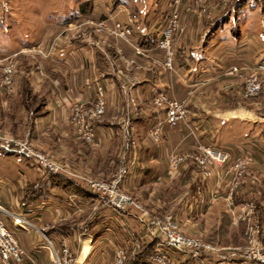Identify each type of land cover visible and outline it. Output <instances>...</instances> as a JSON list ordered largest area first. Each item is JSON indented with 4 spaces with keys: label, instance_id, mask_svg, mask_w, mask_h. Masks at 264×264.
Instances as JSON below:
<instances>
[{
    "label": "crops",
    "instance_id": "crops-1",
    "mask_svg": "<svg viewBox=\"0 0 264 264\" xmlns=\"http://www.w3.org/2000/svg\"><path fill=\"white\" fill-rule=\"evenodd\" d=\"M136 2L118 0L112 10L114 17L121 22L133 16L130 43H114L121 48V53L107 50L96 40L75 39L73 33L65 32L61 36L60 29L74 17L64 23L48 25L32 45L20 46L7 54L0 52V61L12 58L18 61L16 83L19 84L24 77L23 83L30 86L28 93L40 98V104L27 108L28 93L19 85L20 89L8 94L7 88L1 85L0 73V130L21 134L25 128L31 129L47 152L63 160L71 170L92 175H109L112 170L110 159L113 158V163L117 161L124 148L128 159L134 149L137 164L125 175L121 188L156 214L174 212L186 224V233L198 232L205 236V229L198 219L208 212L209 207L217 205L212 203L201 209V202H225V186L216 183L215 178H201L190 167L183 168L178 174H170L166 156L173 148L190 141L187 136L189 124L202 142L223 146L230 154L237 149L252 150L255 161L250 172L258 177L264 176V137L259 134L264 120L234 111L231 115L221 114L235 108L233 106H242L237 101L240 82L235 76L226 74L227 68L234 65L247 69L258 62L264 63V0H254L256 6L251 9L258 17L253 26L245 24L243 32L235 24L231 34H227L225 22L231 17L224 19L223 16L233 15L236 21L238 14L250 9L247 0L238 14L235 7L232 14L231 7L225 3L216 8L212 19L193 18L177 46L172 73L161 66L159 52L154 48L164 17L162 10L150 8L147 17L143 18ZM103 4L102 0H88L76 14L84 12L103 17L107 11ZM159 15L161 20L157 22ZM133 45L150 50L145 55L135 56ZM34 48L50 50L48 57L35 56L42 73L36 69L28 71L20 57L33 53ZM117 53L124 57L134 56L140 66L132 74V84L122 72H118L124 66ZM96 82L105 88L107 111L95 123L100 144L94 147L74 138L67 113L72 102L92 100ZM192 85L195 89L188 122L175 128L163 126L159 142H152L148 132L162 119L163 112L151 104V92L163 89L170 96H178ZM129 97L134 99L136 110L128 103ZM38 110L42 114L31 118L30 114ZM241 126L245 129H240ZM125 131L128 138L122 135ZM127 139H133L135 146ZM110 142L116 144L112 151L108 147ZM1 151L0 208L24 217L29 223L17 225L11 217H4L27 253L24 262L19 264H57L48 240L59 256L63 245L69 247L74 256L71 264H111L117 247L125 250L127 264H130L143 247L153 242L142 238L144 220L134 207L115 210L106 199L90 192L76 177L67 176L71 184L81 185L85 193H80L70 183L66 188L53 184L47 171L32 160ZM31 185L33 194L29 192L28 186L31 188ZM262 186L264 183L251 186L246 179L234 193V202L250 197L257 199ZM163 249L178 257L180 264H246L238 251L231 249L206 253L198 260L166 246ZM10 264L17 263L11 261Z\"/></svg>",
    "mask_w": 264,
    "mask_h": 264
},
{
    "label": "rangeland",
    "instance_id": "rangeland-1",
    "mask_svg": "<svg viewBox=\"0 0 264 264\" xmlns=\"http://www.w3.org/2000/svg\"><path fill=\"white\" fill-rule=\"evenodd\" d=\"M88 0H0V52L2 54H7L8 52L12 50H17L20 46L25 45H32L36 38L38 36H41L44 29L50 25L55 23H64L65 21L72 19L73 17H76V13L81 10V6L83 3H85ZM132 1L133 3L137 1V5L139 6V13L141 14V17L145 18L147 17L146 13L149 11V9H161L163 13V21L161 30L159 32V35L156 39V42L154 44V48L157 45L158 39L160 37V33L163 30L165 26L168 25L169 21V15L173 11L174 0H164L163 3L160 0L159 3H156V0H128ZM227 0H180V4L177 7L178 12V20H177V30L172 34L171 38V51H172V69L174 70L175 67V55L177 53V46L181 40V38L184 36L186 29L190 23V21L193 18H200V19H212L213 14L216 10V8L221 5L227 3V6L231 7L230 10L231 13H234V7L240 0H231L232 3L226 2ZM246 1V0H245ZM248 4L251 6L250 9H246L238 14L236 21L233 19V15L227 14L223 16V18H229L231 17L227 22H225L227 26V34H231V31L235 28V24L239 26V29L243 32V27L245 24L248 26H253L254 21L258 17L257 14L253 15L254 11L251 9L252 7H255L256 4L254 0H247ZM94 3V2H93ZM103 5L106 8V13L103 17H96L93 14H87L84 12L82 13L83 16L78 19V21H73L70 24L64 25L60 30V35L62 36L65 32L73 33L75 36V39L83 40V41H90V40H96L101 45H105L106 49L109 51H113L116 53L117 48L115 46V42L121 41L123 44L130 43V41L121 39L118 35L115 33H111L110 30L113 29V24L116 21H120L119 19H116L113 14L114 7L117 6L118 0H102ZM163 6V7H162ZM227 8V7H226ZM226 10V9H225ZM78 13V14H79ZM162 15V14H161ZM161 15L158 17L157 22L161 20ZM139 16V14H138ZM257 16V17H256ZM249 18V20L246 22V19ZM73 18V19H74ZM72 19V20H73ZM88 19L87 22L84 20ZM107 19L106 26L103 27L98 22ZM131 19V20H130ZM255 19V20H254ZM70 20V21H72ZM130 20V21H129ZM69 21V22H70ZM84 21V22H83ZM93 21V22H92ZM68 22V23H69ZM121 22V21H120ZM130 22L133 23V16H129L128 19L122 23ZM161 22V21H160ZM215 23V21H214ZM133 32V31H132ZM132 35V34H131ZM60 37V36H59ZM57 39V35L55 38ZM130 40V38H129ZM95 41V42H96ZM158 50L160 55V62L161 66L167 70L168 73H172L173 70H170L169 68L165 67L164 61H165V51L163 49H160L156 46L155 48ZM59 51H63L60 49ZM119 53V52H118ZM120 60L123 62V68L118 70V72H122L125 77L128 79V82L132 84L133 79V73L135 70H138L140 66L136 63L135 57H124V55L118 54ZM134 54V53H133ZM147 54V53H146ZM135 55V54H134ZM35 52L33 53H25L22 54L20 57L22 58V61L26 63L27 67L26 69H36L37 72H41L42 70H39L36 68L37 64V57H35ZM136 56V55H135ZM18 61L16 59H6L3 61H0V73L2 75L1 78V85L6 87L8 90V94H11L17 90V88L25 90L26 93L30 92V86L29 84H24L23 79L21 78L19 84L16 82V76L19 74L18 71ZM7 63H11L13 66V73H12V83L11 85H6L3 81L4 76V67ZM24 66V65H23ZM234 66V65H233ZM255 65H252L248 67L247 69H242L238 66H235L237 70L232 71L230 70L231 66H229L226 70V74H230L235 76L237 81L240 82V90H239V100L237 101L242 104V106H233L235 108L222 112L221 114L224 115H231V112H239L242 113L244 116L251 117L264 120V84L259 89V91L251 96L245 97L243 95V89L244 85L246 83L247 77L249 74L253 72V68ZM25 69V68H23ZM33 71V70H32ZM34 72V71H33ZM40 73V74H41ZM255 74H257L258 79H262L264 81V71H257ZM132 80V81H131ZM131 81V82H130ZM22 82V83H21ZM264 83V82H263ZM20 85V86H19ZM130 87V85H129ZM15 89V90H14ZM195 87L189 86L188 88H185L184 91H182L181 94H178V96H170L166 91V95L169 97H176V98H183L186 97V107L188 109L187 116L185 118V121L188 122V115L190 113V104L191 99L194 94ZM14 90V91H13ZM131 98L129 97L128 103L132 106L133 110H136V103L131 102ZM39 96L33 95L28 93L26 95V102L27 108L31 107V109L34 106H37V104H40ZM134 100V99H133ZM151 104L153 107L157 108L158 110H161L163 112L164 118V109L161 107L156 106L152 101V92L150 95ZM82 101H74V103H81ZM86 103V102H84ZM72 104H70V107H72ZM69 107V108H70ZM251 109V110H248ZM107 111V95H106V109L104 114L100 117L102 118ZM30 113V112H29ZM32 112L30 114L31 118L38 117L42 112L38 110L37 113ZM69 113V110H68ZM67 113V121L69 125L72 128V133L74 138L79 141L80 143H84L87 145H90L83 140L79 139L75 133L74 126L72 125V122L69 119V114ZM261 113V114H257ZM253 114V115H252ZM262 116L263 118L260 119ZM99 118V119H100ZM98 119V120H99ZM160 119V120H162ZM184 124V123H181ZM180 125V124H179ZM177 125V126H179ZM175 126V127H177ZM173 127V128H175ZM243 126H241L240 129H242ZM244 128V127H243ZM245 129V128H244ZM245 131V130H244ZM122 133V132H121ZM123 136L127 137L126 131L122 133ZM187 136L189 137L190 141L186 143L184 146L173 148L171 151L181 152L182 154L186 155L185 161L180 164L178 169L176 171H169L170 174H178L183 168L190 167L194 169L199 176L203 179H211L215 178L216 183H223L226 189L225 192V202H201V209L207 206H211L212 203L217 205V207H209L208 212L205 213L204 216H200L198 219L203 228L205 229V236L199 235L198 232L196 234H188L186 233V224L181 222L179 218L174 215V212L169 211L164 214H156L149 210V212L157 215V216H164L166 214L172 215L175 221H177L179 231H181L183 234H186L191 237H195L203 242L210 243L218 248H220V251H227L228 249H231L232 247H238L243 246L248 243V239L254 238L257 242L260 244H264V186H262L261 189L258 190V197L255 198H249L248 200L241 201V202H234L233 195L236 191H238V187L242 182H244L246 179H248L249 185H256V184H263L264 183V176L258 177L255 175H252L250 172V168L252 166V163L255 161V155L252 152V150H240L237 149V151L234 154H230L228 152L229 158L227 159V162L222 165H212L210 164L208 166V169H210L211 174L210 175H204L203 174V168L200 166V164L197 162L195 156L203 155V151L198 149V143L201 142L202 144H207L202 142L199 139V136L197 134H190L189 130L187 128ZM0 137H9L14 138L17 140H27V144L30 145L35 151H39L45 156L51 158L54 162H56L60 168L58 169V172L69 177L78 178L79 180L83 181L84 184L87 179H95V180H108L112 177L113 173L116 171L118 166L121 164V162L125 159L127 160V155L125 152L121 153L118 160L113 163L114 160L110 161L112 162V170L111 173L107 176L103 175H92L87 174L85 172H76L74 170H71L69 166L59 158L55 157L51 153L47 152L43 146L42 142H39L36 140V137L33 135V132L31 129L25 128L21 134H14L11 132L0 130ZM128 138V137H127ZM42 143V144H41ZM100 144V143H98ZM96 145H90V146H97ZM116 144L114 142H110L109 144V150L112 151L114 146ZM212 145V144H211ZM99 146V145H98ZM214 146V145H213ZM218 147V146H215ZM223 147V146H222ZM225 148V147H223ZM1 151V150H0ZM4 151H1L3 153ZM170 152V151H169ZM168 152V153H169ZM248 153L252 156L253 159L249 161L248 163H241L239 162L240 158L245 154ZM168 155V154H167ZM13 156H15L13 154ZM23 160V159H22ZM110 163V162H109ZM166 166L167 159H166ZM168 169V168H167ZM48 171V170H45ZM121 190H123L121 188ZM124 191V190H123ZM125 192V191H124ZM127 195H129L134 201L139 203L142 207L146 208L142 205L141 202L134 199L129 193L125 192ZM255 196H256V192ZM147 209V208H146ZM218 214V216L213 220V216ZM197 221V220H196ZM12 229V228H11ZM210 237H208V236ZM219 251V252H220ZM128 260V256H127ZM126 260V264H127ZM112 262H113V256H112ZM112 264V263H111Z\"/></svg>",
    "mask_w": 264,
    "mask_h": 264
},
{
    "label": "built area",
    "instance_id": "built-area-1",
    "mask_svg": "<svg viewBox=\"0 0 264 264\" xmlns=\"http://www.w3.org/2000/svg\"><path fill=\"white\" fill-rule=\"evenodd\" d=\"M173 11L169 15V23L161 31V35L157 42V47L165 51V67L172 69V51L171 38L172 34L177 30L178 12L177 7L180 4V0L173 1ZM83 16L82 13L76 15V17L70 21H78ZM131 20V19H130ZM129 20V21H130ZM85 22L88 19L84 20ZM83 21V22H84ZM107 19H103L98 23L103 27L106 26ZM93 22V21H92ZM111 33H115L121 39L129 41L132 34V23H122L116 21L113 24ZM155 46V48H156ZM117 52L121 53L120 47L116 48ZM150 48L140 45H133V53L135 55H145ZM35 55L42 57L50 56V50L45 51L42 48H34ZM36 68L41 70V64L37 60ZM230 70L235 71L237 68L231 66ZM264 71V63L258 62L253 68V72L247 77L246 83L243 89V95L245 97L256 94L264 84L262 79H258L257 71ZM3 81L6 85L12 83L13 66L11 63H7L4 67ZM153 103L164 109V118L154 124L148 132L150 140L154 143H158L163 126L175 127L181 123H186L185 118L187 116L188 109L186 107V97L176 98L169 97L163 89H155L152 91ZM131 102L134 100L131 98ZM106 109V91L102 84L95 83L94 96L92 100L84 103H74L69 108V119L74 126L77 137L90 145L98 144L99 138L95 127V123L104 114ZM136 109V108H135ZM187 128L190 134H195L193 129L187 124ZM129 144L135 146L133 139H127ZM197 148L203 151V155L195 156L197 162L203 168L204 175H210L211 171L208 169L210 164L222 165L227 162L228 151L227 148L215 147L211 144H202L197 140ZM0 149L6 152L17 153L32 160V162L43 170H48L53 173L58 172L60 166L54 162L51 158L45 156L39 151H35L27 140H17L9 137H0ZM168 170L176 171L180 164H182L186 155L181 152L170 151L166 156ZM252 156L245 153L239 160L241 163H248L251 161ZM137 164V154L132 149L130 157L125 159L118 166L112 177L108 180H95L87 179L85 182L86 187L90 192L97 194L98 196L107 200V202L115 210H125L129 207H134L139 210L141 217L144 220L145 232L142 236L144 240L155 241V252L149 259V264H180L181 260L174 257L171 253L163 249V246L177 252L178 254H187L191 259L198 260L204 254H215L220 251V248L203 242L195 237L188 236L179 231L177 221L174 220L172 215L166 214L164 216H157L148 209L142 207L139 203L134 201L129 195L121 190V183L125 175L134 168ZM5 215L12 218L13 223L17 225H28V221L17 214L3 211L0 208V262L2 264H10L15 262L17 264L23 263L27 257V253L16 238L14 231L8 226ZM48 246L53 252L54 258L57 264H71L74 256L68 246L63 245L60 250V256L57 254L50 240L47 241ZM231 250L238 251L241 259L246 264H264V244H260L254 238L248 239V243L243 246L232 247ZM127 254L121 247H117L113 252L112 264H126Z\"/></svg>",
    "mask_w": 264,
    "mask_h": 264
},
{
    "label": "trees",
    "instance_id": "trees-1",
    "mask_svg": "<svg viewBox=\"0 0 264 264\" xmlns=\"http://www.w3.org/2000/svg\"><path fill=\"white\" fill-rule=\"evenodd\" d=\"M245 6V0H240L236 5H235V10L236 14H238L241 9ZM153 43V42H152ZM155 44V43H154ZM148 46V45H147ZM259 134L264 137V125L262 129L260 130ZM47 175L49 180L54 184H59V186L66 188L67 185H69V179L66 175L60 174V173H53L51 171H47ZM71 184V183H70ZM74 186L75 189H77L80 193H85L83 187L79 184H71ZM29 187V192L30 194H33V186L31 185ZM155 246L156 242L153 241L150 243L148 246L143 247V249L136 255L132 260H130V264H149V259L150 257L154 254L155 252Z\"/></svg>",
    "mask_w": 264,
    "mask_h": 264
}]
</instances>
